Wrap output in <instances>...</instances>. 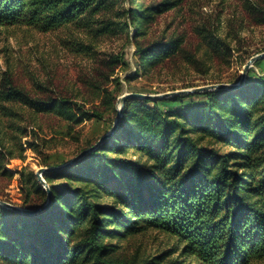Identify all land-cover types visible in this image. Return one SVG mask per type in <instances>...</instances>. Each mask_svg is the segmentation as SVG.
Segmentation results:
<instances>
[{
	"label": "trees",
	"instance_id": "1",
	"mask_svg": "<svg viewBox=\"0 0 264 264\" xmlns=\"http://www.w3.org/2000/svg\"><path fill=\"white\" fill-rule=\"evenodd\" d=\"M127 1L129 6L114 14L125 18L110 20L102 12L119 0H0V29L26 25L48 31L73 24L97 35L131 28L141 36L155 13L180 3ZM247 8L264 24V8L252 2ZM197 32L210 60L231 56L228 34L222 37L204 23ZM183 42L178 36L139 44L138 68L124 76L125 81L176 56L196 62ZM73 46L78 52L90 48L84 43ZM119 60L111 58L113 69ZM121 63L128 66L127 61ZM113 79L120 87L118 79ZM1 83L7 86L4 99L42 113L76 122L104 114L98 106L88 110L63 96L32 97L6 77ZM101 90L105 107H114L113 91ZM198 94L206 97L199 105L166 110L158 104ZM112 111L115 120L117 110ZM34 140L32 149L41 153L48 140L37 134ZM7 154L13 157L10 151ZM5 155L0 152V170L10 174L2 165ZM42 177L52 193L42 211L27 214L0 205V264L264 262V74L253 79L246 74L233 89L126 98L111 135L75 163L45 171ZM19 182L27 209L46 202L47 192L32 170L26 174L21 170ZM32 192L37 198L31 197ZM149 230L164 234L170 244L144 256L137 251L128 254L121 246L120 241Z\"/></svg>",
	"mask_w": 264,
	"mask_h": 264
},
{
	"label": "rangeland",
	"instance_id": "2",
	"mask_svg": "<svg viewBox=\"0 0 264 264\" xmlns=\"http://www.w3.org/2000/svg\"><path fill=\"white\" fill-rule=\"evenodd\" d=\"M159 1L162 0L136 2L145 5ZM250 2L264 8V0H180L175 7L155 13L145 24V33L141 36H136L131 28L97 35L90 28L73 24L48 31L26 25L0 29V152L6 154L2 165L10 173L2 174L0 170V199L27 208L23 205L24 191L19 172L24 169L25 174L29 170L35 174L40 167L58 166L89 148L111 129V123L115 121L112 109L117 110L120 106L118 98L125 93L158 94L235 82L242 75L248 56L264 51V24L258 23L249 12ZM128 6L127 0H119L102 15L110 20H123L126 15L119 19L114 16L115 11H123ZM203 23L216 28L222 37L229 35L232 48L229 58L210 60L203 53L202 37L197 32ZM178 36L183 38V48L196 62L190 63L181 55L176 56L125 81L124 76L138 68L135 54L139 44ZM77 43L88 45L89 51H76L77 47L73 45ZM113 56L120 59L114 69L110 63ZM122 61H127L128 66L122 65ZM246 74L250 79L263 77L264 59L253 63ZM5 77L32 97L63 96L88 110L98 106L103 117L76 122L56 113L36 111L19 101H8L2 97L7 89L1 83ZM113 78L118 79L120 87L117 88ZM103 87L113 91L114 107L107 109L103 104ZM205 101L206 97L198 94L177 102L160 100L158 104L163 109L176 110ZM35 134L48 140L41 147V153L30 145L35 141ZM9 151L13 157L7 154ZM36 195L32 192L31 197L37 198ZM120 244L128 254L137 251L144 256L162 250L170 242L164 234L149 230L122 240Z\"/></svg>",
	"mask_w": 264,
	"mask_h": 264
},
{
	"label": "water",
	"instance_id": "3",
	"mask_svg": "<svg viewBox=\"0 0 264 264\" xmlns=\"http://www.w3.org/2000/svg\"><path fill=\"white\" fill-rule=\"evenodd\" d=\"M263 57H264V51L251 56L243 66V72H242V75H241L239 81L235 82V83H215V84H209V85H204V86H199V87L185 88V89H179V90H174V91H169V92H163V93H158V94H146V93H141V92H128V93L123 94L122 96H120L118 98V103L120 104V106L117 108L116 119H115L111 129L108 132H106L105 134H103L93 146L82 150L76 156H74L73 158H71L70 160H68L67 162H65L63 164H60L58 166H51V167H40L38 170L35 171V175H36L37 179L43 185V188L47 192L46 202L41 207H38L35 209L21 208V207H18L12 203H9V202L1 200V199H0V205L14 209V210L22 212V213H27V214H33V213H38V212L42 211L47 206V204L51 201V197H52L51 190L48 188L47 183L43 179L42 173L45 171H50V170H54V169H62L64 167H67V166L75 163L81 157H83L87 153L91 152L105 138H107L109 135H111L112 132L114 131L118 121H119V117L121 115V110H122V107H123V104H124V101L126 98L141 97V98L156 99V98H164V97L172 96L175 94H191V93H198V92H203V91L212 90V89H233V88H236L242 84V82L244 81L246 72L252 66V64L256 60L263 58Z\"/></svg>",
	"mask_w": 264,
	"mask_h": 264
}]
</instances>
